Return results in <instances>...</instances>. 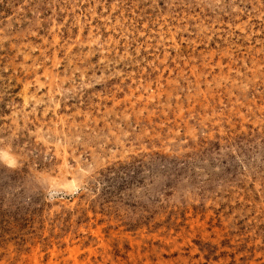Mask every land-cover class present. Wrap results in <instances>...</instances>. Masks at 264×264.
Instances as JSON below:
<instances>
[{
  "label": "rangeland",
  "instance_id": "1",
  "mask_svg": "<svg viewBox=\"0 0 264 264\" xmlns=\"http://www.w3.org/2000/svg\"><path fill=\"white\" fill-rule=\"evenodd\" d=\"M0 264H264V0H0Z\"/></svg>",
  "mask_w": 264,
  "mask_h": 264
},
{
  "label": "snow or ice",
  "instance_id": "2",
  "mask_svg": "<svg viewBox=\"0 0 264 264\" xmlns=\"http://www.w3.org/2000/svg\"><path fill=\"white\" fill-rule=\"evenodd\" d=\"M0 159L3 160V162L7 165H10V166H14L15 165V161L12 160L8 155L7 153L5 152L4 154L0 155Z\"/></svg>",
  "mask_w": 264,
  "mask_h": 264
}]
</instances>
